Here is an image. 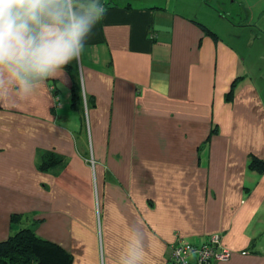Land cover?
Listing matches in <instances>:
<instances>
[{
	"label": "crops",
	"instance_id": "crops-1",
	"mask_svg": "<svg viewBox=\"0 0 264 264\" xmlns=\"http://www.w3.org/2000/svg\"><path fill=\"white\" fill-rule=\"evenodd\" d=\"M209 1L101 0L104 17L65 75L0 101V241L36 221L73 264L132 252L163 264L177 238L219 234L230 256L212 264H264V173L248 169V156L264 159V95L243 73L232 20L264 16V0ZM201 2L199 19L188 10ZM41 151L65 164L41 172ZM12 214L25 219L11 226Z\"/></svg>",
	"mask_w": 264,
	"mask_h": 264
},
{
	"label": "clouds",
	"instance_id": "clouds-1",
	"mask_svg": "<svg viewBox=\"0 0 264 264\" xmlns=\"http://www.w3.org/2000/svg\"><path fill=\"white\" fill-rule=\"evenodd\" d=\"M101 0H0V101H26L81 55ZM123 264H141L132 252Z\"/></svg>",
	"mask_w": 264,
	"mask_h": 264
},
{
	"label": "trees",
	"instance_id": "trees-1",
	"mask_svg": "<svg viewBox=\"0 0 264 264\" xmlns=\"http://www.w3.org/2000/svg\"><path fill=\"white\" fill-rule=\"evenodd\" d=\"M202 30L211 35L215 41L218 40L207 27L202 26ZM240 79V78H238ZM237 83L231 84L229 92L225 95L227 101H231ZM70 105L71 108L79 110L83 105L81 87L79 84L71 85ZM65 164V158L53 151L38 152L36 167L41 172H48L56 167ZM248 169L258 174L264 173V159L254 155L248 156ZM25 216L12 214L11 226L19 225L24 221ZM38 222H33L27 226L12 232L8 238L0 241V264H73V256L66 252L61 246L39 237L35 233V226Z\"/></svg>",
	"mask_w": 264,
	"mask_h": 264
},
{
	"label": "rangeland",
	"instance_id": "rangeland-1",
	"mask_svg": "<svg viewBox=\"0 0 264 264\" xmlns=\"http://www.w3.org/2000/svg\"><path fill=\"white\" fill-rule=\"evenodd\" d=\"M207 1L213 7V3L209 0ZM203 4H207V2L199 3L200 7L196 6L198 14L192 10H188V13H192L193 16H197L200 19L201 15L207 13V11L209 12L207 7H203ZM229 5L230 4L228 3L227 6ZM231 5L235 6L234 4ZM262 9H264V6ZM224 11V6L219 7V14L222 15ZM258 11L259 10H256L255 13L253 11L254 17H248L247 15H244V12L240 15L238 11L236 12V15L232 16V20L240 23L238 24L240 27L233 28V30L235 32L242 33L241 45L236 43L237 45H234V47L243 59V73L244 75H248V77H252V79L258 83V89L262 95H264V16H259L260 14L257 13ZM224 23L227 27L230 24L225 21ZM225 40L233 45L229 38H225Z\"/></svg>",
	"mask_w": 264,
	"mask_h": 264
},
{
	"label": "built area",
	"instance_id": "built-area-1",
	"mask_svg": "<svg viewBox=\"0 0 264 264\" xmlns=\"http://www.w3.org/2000/svg\"><path fill=\"white\" fill-rule=\"evenodd\" d=\"M230 251L223 247L219 234H213L198 244L184 242L177 238L171 244L163 264H212L224 261Z\"/></svg>",
	"mask_w": 264,
	"mask_h": 264
}]
</instances>
